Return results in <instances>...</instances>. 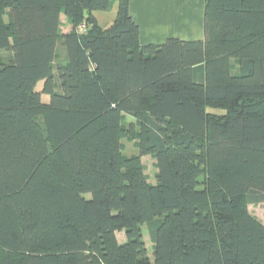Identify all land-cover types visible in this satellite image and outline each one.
<instances>
[{"label":"trees","instance_id":"trees-1","mask_svg":"<svg viewBox=\"0 0 264 264\" xmlns=\"http://www.w3.org/2000/svg\"><path fill=\"white\" fill-rule=\"evenodd\" d=\"M117 3L104 28L112 0H0V264H264V0L147 45Z\"/></svg>","mask_w":264,"mask_h":264},{"label":"crops","instance_id":"crops-1","mask_svg":"<svg viewBox=\"0 0 264 264\" xmlns=\"http://www.w3.org/2000/svg\"><path fill=\"white\" fill-rule=\"evenodd\" d=\"M129 7L140 27L141 45L163 44L169 38L204 39L205 0H129ZM119 239L125 240L124 237Z\"/></svg>","mask_w":264,"mask_h":264},{"label":"rangeland","instance_id":"rangeland-1","mask_svg":"<svg viewBox=\"0 0 264 264\" xmlns=\"http://www.w3.org/2000/svg\"><path fill=\"white\" fill-rule=\"evenodd\" d=\"M117 8H118V3L117 0H112V5L111 8L105 11H95V14L99 18V21L102 25V27L106 28L111 23L114 21L117 13ZM81 26V25H80ZM79 26V27H80ZM78 27V29H79ZM74 28V25L71 23L69 18L62 13L61 14V24H60V31L61 34H63L64 31L70 29L72 30ZM87 28V26H86ZM58 56H57V61L59 59H64V48L62 47L61 43L58 42ZM10 51L9 50H2L0 51V59H8ZM38 88L40 90H43V81L38 84ZM43 100H48L50 99V96L47 92H43ZM214 111H222L219 109H213ZM125 121L128 124V130L126 131L125 135L123 136V143H124V154L127 156L138 154V136L137 132H132L133 130H139L138 124H136L134 117L126 113L125 116ZM132 124V128H130ZM133 129V130H132ZM142 160L145 166V172L149 178V181L152 183H155L156 181V172H157V166H156V160L155 158L150 155H143ZM249 211L250 213L256 217L259 221H261L264 224V202H259V203H252L249 204ZM143 233H144V239L146 241L147 249H148V254L151 258H153V241L151 239L150 235V228L148 224H145L143 226ZM119 237L125 238L124 232L119 233Z\"/></svg>","mask_w":264,"mask_h":264},{"label":"built area","instance_id":"built-area-1","mask_svg":"<svg viewBox=\"0 0 264 264\" xmlns=\"http://www.w3.org/2000/svg\"><path fill=\"white\" fill-rule=\"evenodd\" d=\"M86 29V25L85 24H82L80 27H79V30H85Z\"/></svg>","mask_w":264,"mask_h":264}]
</instances>
